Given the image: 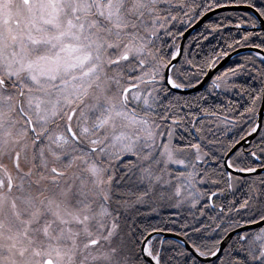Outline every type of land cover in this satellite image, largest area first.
Instances as JSON below:
<instances>
[{
    "label": "snow or ice",
    "instance_id": "6c2138e0",
    "mask_svg": "<svg viewBox=\"0 0 264 264\" xmlns=\"http://www.w3.org/2000/svg\"><path fill=\"white\" fill-rule=\"evenodd\" d=\"M0 264H264V0H0Z\"/></svg>",
    "mask_w": 264,
    "mask_h": 264
},
{
    "label": "water",
    "instance_id": "95a60500",
    "mask_svg": "<svg viewBox=\"0 0 264 264\" xmlns=\"http://www.w3.org/2000/svg\"><path fill=\"white\" fill-rule=\"evenodd\" d=\"M228 10H240V11H246V10H248L247 8H246V6H244V5H231V6H228V8H227V11ZM217 11H219V10H217ZM209 15L211 16V13H209ZM201 24H202V22H196V23H194L193 25H192V27L191 28H189V30H188V33H185V37H187V35L189 34V33H192L193 32V30L194 29H197L199 26H201ZM184 41L183 40H181V43H183ZM245 51V49H243V48H238V49H236V52H238V53H242V52H244ZM236 55H232L231 56V58H233V57H235ZM227 61H222V65L223 64H225Z\"/></svg>",
    "mask_w": 264,
    "mask_h": 264
},
{
    "label": "trees",
    "instance_id": "16d2710c",
    "mask_svg": "<svg viewBox=\"0 0 264 264\" xmlns=\"http://www.w3.org/2000/svg\"><path fill=\"white\" fill-rule=\"evenodd\" d=\"M228 11H230V12H237V13H239V14H242V13L244 12V11H240V10H228ZM199 27H200V26H199ZM199 27H198V28H199ZM198 28H197V29H198ZM193 34H194V32H193ZM243 53H244V52H242L241 54H243ZM232 59H234V60H235V59H238V56H235V57H233ZM141 211H142V212H143V211H146V209H144V208L142 207V208H141ZM156 219H159V217L157 216ZM153 222L155 223L156 220L154 219Z\"/></svg>",
    "mask_w": 264,
    "mask_h": 264
},
{
    "label": "flooded vegetation",
    "instance_id": "af4514ba",
    "mask_svg": "<svg viewBox=\"0 0 264 264\" xmlns=\"http://www.w3.org/2000/svg\"><path fill=\"white\" fill-rule=\"evenodd\" d=\"M193 33V32H192Z\"/></svg>",
    "mask_w": 264,
    "mask_h": 264
}]
</instances>
